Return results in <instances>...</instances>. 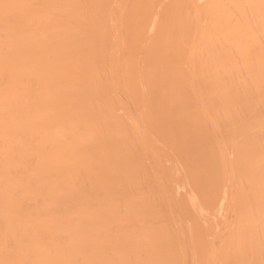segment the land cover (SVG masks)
<instances>
[{
    "label": "bare ground",
    "instance_id": "1",
    "mask_svg": "<svg viewBox=\"0 0 264 264\" xmlns=\"http://www.w3.org/2000/svg\"><path fill=\"white\" fill-rule=\"evenodd\" d=\"M0 264H264V0H0Z\"/></svg>",
    "mask_w": 264,
    "mask_h": 264
}]
</instances>
